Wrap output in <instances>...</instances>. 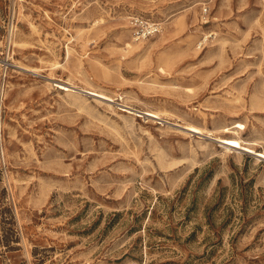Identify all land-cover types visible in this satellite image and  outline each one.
Listing matches in <instances>:
<instances>
[{
  "label": "rangeland",
  "instance_id": "rangeland-1",
  "mask_svg": "<svg viewBox=\"0 0 264 264\" xmlns=\"http://www.w3.org/2000/svg\"><path fill=\"white\" fill-rule=\"evenodd\" d=\"M235 130L264 150V0H0V264H264Z\"/></svg>",
  "mask_w": 264,
  "mask_h": 264
},
{
  "label": "bare ground",
  "instance_id": "bare-ground-1",
  "mask_svg": "<svg viewBox=\"0 0 264 264\" xmlns=\"http://www.w3.org/2000/svg\"><path fill=\"white\" fill-rule=\"evenodd\" d=\"M56 85L62 89H65V90H76V88L74 86L70 85L68 82L57 81ZM83 89L86 90L87 92L91 93L92 95L101 97V98L109 100V101H114V99H115L114 97L105 93L104 91L98 90V89L93 88V87H84ZM252 99H254V98H252ZM121 108L123 110L129 111V112L135 113V114L144 113L148 116H153L155 118H161L162 117V112L159 110H156V109L155 110H153V109L141 110V109H138L136 107H133L132 105H127V104H121ZM184 127L186 129L193 131V132H196V133H203L205 131V129L203 127L196 125L194 123H187L184 125ZM208 133L213 134L212 131H208ZM233 134L234 135H229V136L216 135V139L219 140L225 148H228V149L235 148V149L245 150L248 152H253L260 157H264V150H256L252 145H250L251 144L250 142L244 140V138H242L241 135H239L238 130H235Z\"/></svg>",
  "mask_w": 264,
  "mask_h": 264
},
{
  "label": "built area",
  "instance_id": "built-area-1",
  "mask_svg": "<svg viewBox=\"0 0 264 264\" xmlns=\"http://www.w3.org/2000/svg\"><path fill=\"white\" fill-rule=\"evenodd\" d=\"M131 21L134 25V34L137 39L146 38L148 36L154 35L160 32L162 29V26L159 22L150 21L149 19H145L143 17L132 16ZM208 38L209 35H206L204 40L200 41V45L202 46L204 44V41H206Z\"/></svg>",
  "mask_w": 264,
  "mask_h": 264
}]
</instances>
